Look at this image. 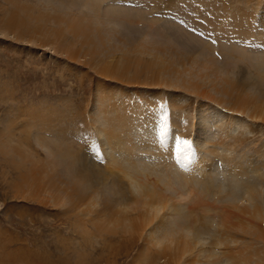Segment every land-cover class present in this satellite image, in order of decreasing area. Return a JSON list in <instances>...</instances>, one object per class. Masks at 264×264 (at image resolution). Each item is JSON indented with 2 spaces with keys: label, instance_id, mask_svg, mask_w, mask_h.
I'll return each mask as SVG.
<instances>
[{
  "label": "rangeland",
  "instance_id": "obj_1",
  "mask_svg": "<svg viewBox=\"0 0 264 264\" xmlns=\"http://www.w3.org/2000/svg\"><path fill=\"white\" fill-rule=\"evenodd\" d=\"M12 15L25 25L21 19L11 24ZM85 33L99 41L89 53ZM0 52V264H194L208 261V250L219 264L220 259L228 264L224 252L241 259L252 248H264V234L255 239L236 226L254 223L264 233V213L259 222L240 212L249 202L241 193L244 185L264 172V120L248 110L257 98L264 106V0H0ZM109 61L124 77L100 71ZM136 68L138 79L126 80ZM212 115L218 118L213 125ZM90 117L98 122L88 128ZM157 120L191 142V163H204L202 173L185 171L183 156L177 160V146L169 141L151 146L147 137L138 138L136 127L145 123L148 130ZM226 123L234 124L232 134ZM96 124L110 134L112 150L126 153L123 161L112 164L103 155L89 131ZM135 140L139 151L131 147ZM179 148L185 150L184 144ZM129 151L153 152L151 164L145 167ZM78 157L85 172L98 169V180L73 169ZM205 173L215 181H207ZM131 179L149 188L147 198L161 191L157 198L175 210L164 211L167 234L158 237L188 235L199 244L197 235L202 245L186 253L177 241L172 248L157 246L145 229L133 226L143 222L141 201L147 198L135 195ZM217 179H224L229 192L221 188L213 197L202 192L200 186L210 190ZM101 181L105 184L95 183ZM263 181L252 194L264 206ZM75 186L85 192L83 201L73 196ZM227 200L236 201L233 208ZM194 215L197 224L204 221L197 215L212 217L210 229L198 234L187 229ZM258 261L245 264L263 263Z\"/></svg>",
  "mask_w": 264,
  "mask_h": 264
},
{
  "label": "bare ground",
  "instance_id": "obj_2",
  "mask_svg": "<svg viewBox=\"0 0 264 264\" xmlns=\"http://www.w3.org/2000/svg\"><path fill=\"white\" fill-rule=\"evenodd\" d=\"M14 1V0H13ZM98 1V0H97ZM88 4V2H86V3H84V6H86ZM90 6V5H89ZM92 7V6H91ZM90 8V7H89ZM89 10H91V9H89ZM12 14H13V12H12ZM17 19H21V20H19V23L20 24H24L25 25V21L23 20V18H17L16 16H14V15H12V17H11V20L12 21H10L11 22V24H12V22L13 21H16ZM68 20H71V23H73L74 21H73V18L72 17H69L68 18ZM75 24H72V26H73V29L75 30V31H77L78 30V32L79 31H81L82 30V28L81 27H79V24H78V22H74ZM10 24V23H9ZM39 27H41V25H37V27L35 28V29H37L38 30V28ZM19 30H21V29H19ZM58 30V29H57ZM20 33H21V31H19ZM53 32H54V30H53ZM84 36H85V39H84V41L86 42V41H89V42H87V43H85V45H87V50H86V53H89L91 50H92V48H95L97 45H99V41H96L95 39H94V37H92L90 34H88V33H85L84 34ZM74 37H76L75 35H74ZM250 47V46H249ZM255 50V49H254ZM67 51H70L71 52V54H73V55H76V53L75 52H73L74 51V49H70V50H67ZM253 54V53H252ZM253 56V55H252ZM107 60V59H106ZM239 61V60H238ZM107 64V67L106 68H103V67H99V69H100V71H102V73H104L105 75H111V74H113V76H120L121 78L122 77H124V75H122V72L120 71V69H119V66H117V64H115L114 63V65L112 66V64L110 63V61L109 62H107L106 63ZM258 64V63H257ZM119 65V64H118ZM264 66V65H263ZM213 68V67H212ZM222 68H224V67H222ZM225 69V68H224ZM210 71V70H209ZM212 72H214V71H212ZM222 72V71H221ZM210 73V72H209ZM234 74V73H233ZM134 76H131V78H126V80L128 79V81H130L131 79L133 80H135V79H138V71H137V68H136V72L133 74ZM213 76V75H212ZM234 76V75H233ZM226 77V76H225ZM164 79V78H163ZM226 80H227V78H226ZM229 80V79H228ZM238 81V80H237ZM253 83V82H252ZM184 85V84H183ZM250 85V84H249ZM228 86H230V87H233L234 86V88L236 87L233 83H231L230 82V84L228 85ZM238 86V85H237ZM198 89V88H197ZM260 92V91H259ZM261 98H262V96H261ZM258 99V100H257ZM256 99V102H258V104L257 103H251L252 104V107L250 108V109H248L250 112H249V114H250V116L251 117H254V118H256V119H261V120H264V106H261V104L259 105V103L262 101V100H260L259 98H257ZM239 96L236 98V96H235V99H234V103L235 104H238V102H239ZM241 101V100H240ZM260 101V102H259ZM234 104V105H235ZM238 106L239 107H241V105L240 104H238ZM230 108V107H229ZM217 110V109H216ZM231 110V109H230ZM232 111H235V110H232ZM113 113H115V112H113ZM119 113V112H118ZM216 114V113H215ZM104 115V114H103ZM217 115V114H216ZM216 115H212V116H209V118H211V120H212V125H213V123L214 122H216V121H218L217 119L218 118H215L216 117ZM220 115V114H219ZM154 116V115H153ZM152 116V117H153ZM149 117H151V115L149 116ZM94 118V117H93ZM100 118H102V116L100 117ZM112 118V117H111ZM213 118H215V120L213 121ZM233 118V117H232ZM207 119V118H206ZM111 120V119H110ZM92 121H95L96 123L98 122V118L96 119H93L92 120V118L90 117L89 119H88V121H86L85 123L87 124V127L89 128V127H92ZM114 122V121H113ZM230 122V121H229ZM231 122H233V120L231 121ZM106 123V122H105ZM116 123V122H115ZM114 123V124H115ZM169 123V122H168ZM171 123V122H170ZM173 123V122H172ZM167 124V123H166ZM109 125V124H108ZM141 125V124H140ZM145 123L143 124V125H141V127L142 128H139V127H136L137 129H140V131H141V135H142V137H138V138H146L147 137V140L149 139V141H151L152 143H151V146H152V144L153 145H155L156 144V142L158 141V142H160V144H164V143H167V141H169L168 143H169V145L171 146V147H176L177 146V143H176V137H175V135H174V132L172 131V130H170L168 127H166L165 126V124L164 123H162L161 121H159V120H157V122L155 123V122H150V127H149V129L147 130L146 128H145ZM95 127H96V131L95 130H91V129H89V131L91 132V134H93V136H95L96 137V139H97V141L99 142V145H100V148H101V152L103 153V155L104 156H107L108 158H109V161H111V163L112 162H114L115 164H116V162H119L120 161V159H122L121 161H123L124 160V157H125V152H124V154H122V150H120V148H117L116 150L114 149V150H112L111 148H110V139H109V136H110V134L107 132V130L105 129V127H103V125L102 126H100L99 124H96V125H94ZM111 126V125H110ZM116 126V125H115ZM164 126V127H163ZM227 126V127H226ZM232 126V128L234 127L235 128V126H234V124H232L231 125ZM108 127V126H107ZM112 127V126H111ZM110 127V128H111ZM114 127V126H113ZM213 127V126H212ZM225 127H226V131L227 132H232L233 133V131L232 130H234V128L232 129L231 127H230V125L229 124H225ZM162 128H164V130H165V128H166V131H164ZM208 128V127H207ZM203 129V128H202ZM213 129V128H212ZM232 129V130H231ZM119 130V129H118ZM236 130V129H235ZM118 132V131H117ZM207 132V131H206ZM235 132H237V131H235ZM112 133V132H111ZM211 133V132H210ZM229 133V134H230ZM231 133V134H232ZM113 134V133H112ZM115 134V133H114ZM132 134V133H131ZM205 134V133H204ZM135 135V134H134ZM203 135V134H202ZM117 136V135H116ZM200 136H201V134H200ZM137 137V136H136ZM202 137V136H201ZM218 137V136H217ZM132 138L134 139L135 137H133L132 136ZM138 138H136V139H138ZM204 138V137H203ZM91 139V138H90ZM115 140H117L116 138H114ZM120 139V138H119ZM200 140H201V138H200ZM114 141V140H113ZM122 141V140H121ZM125 141H128L127 139L125 140ZM132 141V140H131ZM136 141V140H135ZM206 140H204L203 139V142L202 143H204ZM62 142V141H61ZM124 142V141H123ZM206 142H208V141H206ZM127 143V142H126ZM132 145H131V147L133 148V145H134V147H135V150L136 151H139L140 150V148H138V146H140L141 144L140 143H137V141H136V143H134V142H130ZM201 143V142H200ZM209 143V142H208ZM118 144H120V142H118ZM124 145H125V143H124ZM176 145V146H175ZM207 144H205L204 146H206ZM213 145V144H212ZM127 146H128V143H127ZM130 146V145H129ZM208 146V145H207ZM144 147H146V146H144ZM147 147H149L148 145H147ZM161 147H164V146H162L161 145ZM165 147H167V146H165ZM44 148H45V150H46V147L44 146ZM127 148V147H126ZM204 148V147H203ZM149 149H151L152 150V148H149ZM223 149V148H222ZM221 149V150H222ZM226 150H229L228 148H225ZM153 150H155V149H153ZM68 151V150H67ZM130 152V151H129ZM197 152V151H196ZM218 152V151H217ZM222 152H223V150H222ZM130 153H132V157L133 158H135V159H142L143 161H145V167H147V166H149L150 164H151V161H152V159L151 158H153V156H154V154H153V152L151 153V155H149V154H143L142 152L141 153H138V152H130ZM206 153V152H205ZM89 154V153H88ZM111 154H114V155H117L118 157H116V156H113V155H111ZM156 154V153H155ZM169 154V153H168ZM196 155V154H195ZM129 156V155H128ZM128 156H126V157H128ZM156 157H158V155H155ZM169 156V155H168ZM86 157V156H85ZM130 157V156H129ZM195 158H196V156H195ZM71 159V158H70ZM200 159V158H199ZM71 160H73V159H71ZM70 160V161H71ZM81 161V160H84V159H82V158H80V157H78V159L77 160H73L75 163H74V170H78V172L81 174V172H83L84 170H86V169H84L85 168V166L80 162V163H78V161ZM89 160V159H88ZM170 159H169V157H168V161H169ZM72 161V162H73ZM91 161H93V158H92V160ZM120 161V162H121ZM146 161H148L147 163H146ZM174 161V160H173ZM201 161V160H200ZM119 162V163H120ZM124 162H127L126 161V159H125V161ZM175 162V161H174ZM173 162V163H174ZM93 163V162H92ZM91 163V164H92ZM133 163V162H132ZM195 162H193V163H190V165H188V167H187V170L188 171H191V173L193 172V171H198L199 173H202L203 171H204V168H205V165H203L204 163H202V164H194ZM113 164V163H112ZM111 164V165H112ZM114 164V166H116ZM86 165V164H85ZM128 165H129V163H128ZM143 165V164H142ZM217 165H218V168L219 169H221V163L219 162V161H217ZM87 167H88V165H86ZM97 166V165H96ZM136 166V165H135ZM152 166V165H151ZM52 167V166H51ZM83 167V168H82ZM113 167V166H112ZM119 167H120V164H119ZM116 168V167H115ZM124 168V167H123ZM127 169H128V167H126ZM133 168V167H132ZM135 168V167H134ZM140 168H142V167H140ZM237 167H235L234 168V170L235 171H237V169H236ZM114 169V168H113ZM117 169V168H116ZM174 169V168H173ZM185 169V168H184ZM206 169V168H205ZM214 169H215V167L214 168H211V172H213V174L215 173L214 172ZM231 169V168H230ZM98 169H96L95 168V166H91V167H89V173H87V171L85 172V173H82V174H84V176L85 177H87V179H90V180H98V178H99V171H97ZM138 170V169H137ZM136 170V171H137ZM253 170V169H252ZM251 170V171H252ZM73 171V170H72ZM186 171V170H185ZM224 170H222V172H223ZM228 171V170H227ZM235 171H234V173H235ZM102 172V171H101ZM112 172V171H111ZM114 172V171H113ZM117 172H118V170H117ZM129 172H133V171H131L130 169H129ZM224 172H226V171H224ZM239 172V171H238ZM238 172L237 173H233V175H237L238 174ZM88 175H87V174ZM104 174L106 173V172H103ZM107 173H109V171L107 172ZM121 173H123L122 171H121ZM142 173V172H141ZM198 173V174H199ZM193 174V173H192ZM212 174V175H213ZM259 175H260V178H259V181L258 180H256V182H254V183H248V184H245L244 186H245V189L243 190V192H241L242 193V196H244L245 197V194H246V199L250 202H248V205H246V206H244L243 208H241L240 209V212L242 213V214H247V216H250L252 219H260L261 217H262V213H264V206H263V204H262V202H261V200L259 201V195H257V194H252V191H254L256 188H258L259 186L258 185H260L259 183H262V180H264L263 178H264V172H262V173H258ZM257 174V175H258ZM108 175V174H107ZM111 175V174H110ZM123 175V174H122ZM220 175V174H219ZM80 176H83V175H80ZM103 176V175H102ZM205 178H206V180L208 181L209 179H211V177H209V179H208V175H207V173H205ZM230 177V176H229ZM233 177V176H232ZM237 177V176H236ZM148 178V177H147ZM234 178V177H233ZM205 180V181H206ZM212 180V179H211ZM214 180V179H213ZM212 180V181H213ZM218 180H220V182L222 183V187H221V185L220 184H218L217 185V182H218ZM111 181V180H110ZM196 181V180H195ZM194 181V182H195ZM210 181V180H209ZM211 181V182H212ZM215 181V180H214ZM75 182V181H74ZM104 181H101V182H95L96 184L98 183H103ZM117 182V181H116ZM246 182H248V181H246ZM264 182V181H263ZM216 183V185H213V184H210L209 185V187H211L210 188V190L208 189V190H206L207 188H206V186H200V188L202 189V192H204V193H209V195L211 194V197H213V195H216V194H218V193H220L221 192V188H223L224 190H225V188L227 189V191L229 192V188L228 187H226V184H225V182H224V179H217V181L215 182ZM258 183V184H257ZM104 184H105V182H104ZM250 184H252V185H250ZM212 185V186H211ZM73 186H74V184H73ZM103 186V185H102ZM105 186V185H104ZM130 186H131V188L133 189V191H134V193H135V195L136 196H145V198H147L146 197V193L145 192H147L148 191V189L149 188H143V186L142 185H139L138 184V182L136 181V179H131V183H130ZM257 186V187H256ZM75 187H77V186H75ZM85 187L88 189L89 188V185L88 184H86L85 185ZM90 187H92V186H90ZM243 187V186H242ZM260 187H262V186H260ZM108 188V187H107ZM205 190H204V189ZM263 188V187H262ZM73 189H75V188H73ZM79 189V187H77V189H75V191H74V194H73V196L76 198V200L79 202V200L81 199V201H83V199H84V197H83V195H84V193L82 192V190L81 191H79L78 190ZM201 189H199V190H201ZM243 189V188H242ZM107 190H109V189H107ZM142 190V191H141ZM188 190V189H187ZM257 190V189H256ZM117 192H119V191H117ZM142 192V193H141ZM156 192H158L159 193V197H160V194L162 193L161 191L159 192V191H156ZM155 192V193H156ZM130 193V192H129ZM155 193H150V195H149V197L145 200V201H141V202H143V205L145 206V209H144V211L145 212H143L144 214L142 215V217H143V222H141L140 224H136L135 222L133 223V226L135 225V226H137V227H140L142 230H144L145 229V234L148 236V237H150V239H151V242L152 243H154L155 245H157V246H164V245H167L168 247H171L172 248V245L173 246H175V242L177 241V244H178V246L181 248L180 249V252L182 251H185V253L188 251V250H190V247L191 246H195V248H196V246L197 245H199L200 244V246L202 245V243H200L201 241H199L200 239H199V237L197 236V235H195L196 237H195V239H197V241L199 242V244H196V243H193L192 242V240L190 241V240H188V238L189 237H186V236H188V235H182V237H183V240H177L176 238V236H174V237H169V236H167V238H162L165 234H167L166 232H165V226H163V227H158L157 226V221H159V220H161V218L162 217H164V215L166 214L164 211H166L167 212V210H169L170 212H174L173 211V208H172V206L169 204V203H161V201L157 198V196L156 195H158V194H155ZM227 193V192H226ZM128 194V193H127ZM115 195H116V193H115ZM129 195V194H128ZM194 195V194H193ZM264 195V194H263ZM72 196V195H71ZM123 196L124 195H122V197L120 196V198L123 200L122 202L124 203V198H123ZM220 196H222L221 194H220ZM228 196V195H227ZM230 196V195H229ZM231 196H232V194H231ZM64 197H67V196H64ZM165 197V196H164ZM218 198L220 199V197L218 196ZM223 198V197H222ZM221 198V199H222ZM225 200H226V195H225ZM224 198H223V200H224ZM131 199V198H130ZM135 199V197L134 198H132V200H134ZM200 199V198H199ZM202 199V198H201ZM219 200L220 201V203H222L221 201L222 200ZM140 200H143V199H140ZM165 200V199H164ZM216 200V199H215ZM108 201L109 202H112L111 200H109L108 199ZM203 201V200H202ZM113 202H116V200H113ZM113 202H112V204H113ZM164 202V201H163ZM207 202V201H206ZM228 204H229V209L230 208H233L232 206L236 203V201L235 200H232V201H226ZM250 204V205H249ZM93 206H96V204L95 203H93L92 204ZM122 205V204H121ZM143 205H141L142 206V209H143ZM106 208H111V207H109V205L108 204H106ZM221 208V207H220ZM237 208V207H236ZM121 209H122V207H121ZM178 209H180V208H178ZM224 209V208H223ZM109 210V209H108ZM228 210V209H227ZM226 210V211H227ZM137 211V210H136ZM209 210H207V212H208ZM224 211V210H223ZM123 212V211H122ZM214 212V211H213ZM97 213V212H96ZM142 213V212H141ZM206 215V214H205ZM227 215V214H226ZM198 216V218H200V219H203L204 221H200V224H197V219H196V215H194V222L192 221V222H190V226L189 227H186L187 229L188 228H192V230H193V232H195L196 231V234H198L199 232H204V231H206L207 229L209 230L210 228H209V225L207 226V223H209L210 224V221H211V218L210 219H208L210 216H208V217H205V216H200V215H197ZM239 216V215H238ZM263 216H264V214H263ZM227 217V216H226ZM193 218V217H192ZM263 218V217H262ZM134 219V218H133ZM225 216H223L222 218H221V223H220V225L221 224H225ZM128 220V219H127ZM192 220V219H191ZM212 220H213V218H212ZM258 221V220H257ZM112 222V221H111ZM140 222V221H139ZM154 222V223H153ZM259 222H261V219L259 220ZM131 223V222H130ZM215 223V222H214ZM246 223L247 222H244V225H246ZM238 224V225H237ZM237 224H236V226H238V227H240V229L242 230V232L243 231H250V232H252V233H254L255 235H253V237H255V239H259V238H261V237H263V231L262 230H256L255 229V224L254 223H248L247 225H246V227H243V228H241V226H240V223H238L237 222ZM168 226H169V224H168ZM171 226V225H170ZM176 226V225H175ZM181 226V225H180ZM184 226H182L181 228H183ZM200 227V228H199ZM161 231H163L162 233H163V236L160 238V237H158V232H161ZM214 232V231H213ZM212 232V234H217L216 232L215 233H213ZM189 233V232H188ZM209 233V232H208ZM144 234V235H145ZM184 234V233H183ZM195 234V233H194ZM223 234H225L224 235V237H229L230 238V236H231V233H230V231L229 230H227V231H224L223 232ZM145 235V236H146ZM200 235V234H199ZM161 236V235H160ZM215 236V235H214ZM217 236V235H216ZM221 236V235H220ZM232 236H234V234H233V232H232ZM147 237V238H148ZM180 237H181V235L179 236V239H180ZM181 237V238H182ZM192 238V237H191ZM146 239V238H145ZM149 239V238H148ZM215 239V238H214ZM228 239V238H227ZM254 239V238H253ZM262 240V239H261ZM229 241V240H228ZM255 241H260V240H255ZM150 242V241H149ZM215 242H216V240H215ZM220 243H221V241H220ZM215 244V243H214ZM255 244V243H254ZM249 246V245H248ZM177 247V246H176ZM198 247V246H197ZM246 247V246H245ZM244 248V247H243ZM250 248V247H249ZM191 249H193V248H191ZM246 249V248H245ZM251 251L252 252H248V255L246 256V257H243V258H238V255L236 256V258H233V257H231V256H229L228 254H226L225 252H224V255H223V260H224V262H228V264H245V263H248V262H256V261H258V260H262V262L263 263H260V264H264V248L262 247V249H259V248H252L251 249ZM200 253H201V251H200ZM206 250H205V254H203V255H201V254H199V256L200 257H205V255H206ZM228 253V252H227ZM249 253H251L250 255H249ZM183 255V254H182ZM254 257V258H253ZM221 258H222V256H221ZM217 259L219 260V257H217ZM216 258L215 259H213V253L211 252V251H209L208 250V261H206V262H204L203 260H201V261H198V260H193L192 262H194V264H219V262H218V260H217ZM240 259V261H238ZM220 262H221V264H223V262H222V259H220ZM258 263H259V261H258Z\"/></svg>",
  "mask_w": 264,
  "mask_h": 264
},
{
  "label": "snow or ice",
  "instance_id": "obj_3",
  "mask_svg": "<svg viewBox=\"0 0 264 264\" xmlns=\"http://www.w3.org/2000/svg\"><path fill=\"white\" fill-rule=\"evenodd\" d=\"M4 55L3 52H0V57H2ZM176 143H177V160L179 161V158L180 156H183V163L181 164V167L185 168V170H187V167L188 165L191 163V158H192V155H193V152L192 150L188 147L190 145V141H187V140H184V141H181L179 137H176ZM183 143L184 146H185V150H181L179 148V145ZM89 159H92V157H89ZM97 161H99V158H97ZM102 162H106L105 161H102ZM168 214L166 213L165 214V217L167 216ZM165 217H162L161 220L157 221V226L158 227H163L167 224V220Z\"/></svg>",
  "mask_w": 264,
  "mask_h": 264
},
{
  "label": "built area",
  "instance_id": "obj_4",
  "mask_svg": "<svg viewBox=\"0 0 264 264\" xmlns=\"http://www.w3.org/2000/svg\"><path fill=\"white\" fill-rule=\"evenodd\" d=\"M163 10H166V9H163ZM170 10V9H169ZM167 11V10H166ZM160 12V11H159ZM170 12V11H169ZM168 11H167V14L169 13ZM159 14H162L161 12L159 13Z\"/></svg>",
  "mask_w": 264,
  "mask_h": 264
}]
</instances>
